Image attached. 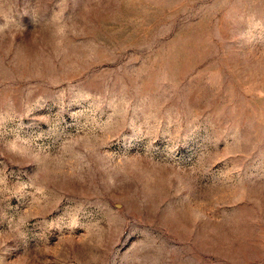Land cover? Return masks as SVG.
<instances>
[{"label":"rangeland","instance_id":"374dc122","mask_svg":"<svg viewBox=\"0 0 264 264\" xmlns=\"http://www.w3.org/2000/svg\"><path fill=\"white\" fill-rule=\"evenodd\" d=\"M0 264H264V0H0Z\"/></svg>","mask_w":264,"mask_h":264}]
</instances>
